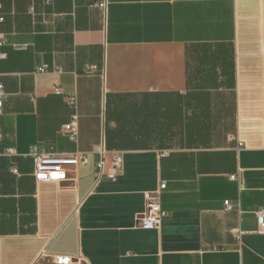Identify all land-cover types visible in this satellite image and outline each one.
Returning <instances> with one entry per match:
<instances>
[{"label": "crops", "instance_id": "0c3cea01", "mask_svg": "<svg viewBox=\"0 0 264 264\" xmlns=\"http://www.w3.org/2000/svg\"><path fill=\"white\" fill-rule=\"evenodd\" d=\"M99 1L0 0V264H264V0ZM228 50L234 139L199 84ZM32 145L87 161L36 182ZM159 181L167 215L141 229Z\"/></svg>", "mask_w": 264, "mask_h": 264}, {"label": "built area", "instance_id": "2783aa9c", "mask_svg": "<svg viewBox=\"0 0 264 264\" xmlns=\"http://www.w3.org/2000/svg\"><path fill=\"white\" fill-rule=\"evenodd\" d=\"M45 3H49L53 0H43ZM108 1L101 0L98 6L103 10L104 14L107 10ZM3 21V17L0 15V22ZM3 46V40L0 37V59L5 57V53L1 50ZM96 66L93 64L85 65L84 71L91 73L95 71ZM40 72L47 71V65H42L37 69ZM54 92L61 94L60 87H54ZM5 97L3 84L0 82V114L2 113L3 99ZM66 103L69 107L74 108L76 105L75 94L66 96ZM61 133L67 135L71 140L77 138L76 116L74 115L71 121L65 124L61 128ZM234 139V136H231ZM240 145V143H238ZM8 155L13 153V149L8 148L6 150ZM167 151H163L165 155ZM28 156L32 159V175L36 182H63L68 177V171L71 167L78 164L85 163L87 161V155L84 152H74L71 154L65 153H53L45 151L38 145H32L29 148ZM121 165V159L119 156L114 157L112 161V174H114ZM97 169L102 171L103 160H99L96 164ZM234 179V176H231ZM165 181H159L155 190L145 194V209L140 218L138 219V226L141 229L153 230L158 229L161 225L162 219L167 215L166 211L162 209L160 204V194L165 189ZM225 209H231L232 206L228 201H224ZM256 229L257 234L264 235V207L258 208L255 212ZM52 261L55 264H80L71 260V258L63 255H52Z\"/></svg>", "mask_w": 264, "mask_h": 264}, {"label": "rangeland", "instance_id": "374dc122", "mask_svg": "<svg viewBox=\"0 0 264 264\" xmlns=\"http://www.w3.org/2000/svg\"><path fill=\"white\" fill-rule=\"evenodd\" d=\"M190 67L194 66L192 58L189 59ZM212 68L204 70L201 74L205 79L199 82L200 87H204L210 93V103L212 112H214V118L219 121L218 132H226L231 136L230 123H231V112H230V101L232 93V79H231V65L229 58V50L225 52V55L218 59L215 63V70ZM197 84V80L194 84ZM193 104V103H192ZM189 104L185 99L183 101V107L188 108Z\"/></svg>", "mask_w": 264, "mask_h": 264}, {"label": "trees", "instance_id": "16d2710c", "mask_svg": "<svg viewBox=\"0 0 264 264\" xmlns=\"http://www.w3.org/2000/svg\"><path fill=\"white\" fill-rule=\"evenodd\" d=\"M188 82H189V85H190L191 81L189 80Z\"/></svg>", "mask_w": 264, "mask_h": 264}]
</instances>
